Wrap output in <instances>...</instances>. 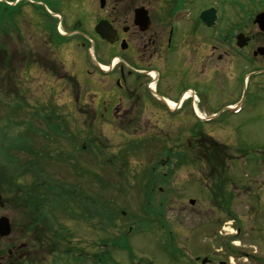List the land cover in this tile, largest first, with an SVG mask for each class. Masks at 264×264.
Here are the masks:
<instances>
[{
    "label": "rangeland",
    "instance_id": "rangeland-1",
    "mask_svg": "<svg viewBox=\"0 0 264 264\" xmlns=\"http://www.w3.org/2000/svg\"><path fill=\"white\" fill-rule=\"evenodd\" d=\"M217 1L221 21L226 22L238 21L244 8H264V0ZM1 23L10 29L14 14H5ZM100 45L85 19L83 32L58 50L60 56L55 54L54 73L33 70L21 79L10 72V86L24 85L23 109L11 108L17 101L9 92L13 89L0 78V181L1 173L9 178L22 172L15 181L25 190L36 181L50 182L54 195L43 200L46 206L36 214L72 231L91 264H200L205 257L206 264H258L254 253L264 252L255 238L256 231L264 230V75L240 82L235 94L226 95L224 107L206 109L219 119L172 127L181 137H145L140 135L156 133L158 126L154 131L141 125L121 128L96 114L102 98L97 84L91 86L88 70H94L95 80L104 81L93 62L108 63L95 53ZM240 102L242 110L232 112L228 104ZM46 115L54 120L46 121ZM142 116L146 118V112ZM197 128V137H187ZM25 165L27 172L22 170ZM214 166L220 170L212 172ZM215 190H220L217 198ZM67 191L73 199L74 191L85 200L90 215L83 222L66 225L75 207L63 196ZM7 197L11 195L6 191L4 200ZM6 206L0 213L11 218L14 237L26 220L18 209ZM28 219L30 223V213ZM121 233L130 234L128 253L110 244ZM45 250L38 264L60 260L50 248ZM95 252L103 253L99 261Z\"/></svg>",
    "mask_w": 264,
    "mask_h": 264
},
{
    "label": "flooded vegetation",
    "instance_id": "flooded-vegetation-1",
    "mask_svg": "<svg viewBox=\"0 0 264 264\" xmlns=\"http://www.w3.org/2000/svg\"><path fill=\"white\" fill-rule=\"evenodd\" d=\"M220 6L217 0L209 3L205 0H0V21L7 13L10 17L14 14L15 19L10 29L0 22V78L6 88L13 89L9 92L17 100L10 106L23 109L26 105L24 85L16 82L10 86L11 81L7 80L10 72L18 73L21 79L23 73L33 70L54 73L55 54L60 56L65 43L83 32L87 19L101 44L95 53L112 65L109 71H103L100 62L92 59L103 74V82L94 79V70H88L89 79L94 82L91 86L97 84L100 90L97 94L102 98L96 114L107 123L122 125L121 128L141 125L154 131L158 126L156 133L140 135L145 137H181L173 133L172 127L211 123L219 118L206 109L224 107L226 95L231 91L235 94L240 82L264 75V31L254 23L256 14L264 8L256 12L244 8L238 12V21L226 22L221 21ZM210 9H216L217 18L208 22L202 14L208 19L206 12ZM103 20L112 28L114 42L96 31ZM88 48L93 49L90 45ZM77 63L80 64L79 59ZM36 79L31 82L32 89ZM144 112L146 118L142 116ZM43 118L54 120L51 115ZM187 137H197V133L191 132ZM25 167L23 172L28 170ZM211 170L220 168L214 166ZM21 173L9 178L1 173L0 209L5 210L10 204L26 221L13 237L11 218L0 213L11 225L10 234L0 236V264H38L36 260L46 248L60 257L52 264H91L84 258L85 251L78 246L72 231H65L64 225L56 221L46 223L36 214L41 202L38 195L52 189L51 183L36 181L25 190L21 182L15 181ZM6 191L11 195L8 200H4ZM73 194L74 199L69 191L64 194L75 206L67 214L70 219L66 225L71 221L83 222L89 216L81 214L85 204L82 195L79 197L74 191ZM27 212L31 214L30 223ZM263 232V229L256 231L255 238L264 247ZM110 242L116 250L128 253L125 244L130 243V234L121 233ZM243 254L249 260V254L244 250ZM94 255L97 259L102 257L99 252ZM254 255H258V264H264V252L256 251Z\"/></svg>",
    "mask_w": 264,
    "mask_h": 264
},
{
    "label": "water",
    "instance_id": "water-1",
    "mask_svg": "<svg viewBox=\"0 0 264 264\" xmlns=\"http://www.w3.org/2000/svg\"><path fill=\"white\" fill-rule=\"evenodd\" d=\"M213 10L207 11V16L208 19L204 18L205 13L202 14V18L208 22H211L213 20L216 19V15L214 14V12L212 13ZM255 23H257L259 25V27L261 28V30L264 31V11L259 13L256 18H255ZM108 22L103 20L101 21L97 26H96V31L104 38L107 39L110 42H114V35L112 33V28L107 26ZM109 25V24H108ZM112 30V31H111ZM241 37H244L243 35H241ZM191 204H194L195 201L191 200L190 201ZM11 232V225L9 222V219L5 216L0 217V236H7L9 235ZM205 262V261H204Z\"/></svg>",
    "mask_w": 264,
    "mask_h": 264
},
{
    "label": "trees",
    "instance_id": "trees-1",
    "mask_svg": "<svg viewBox=\"0 0 264 264\" xmlns=\"http://www.w3.org/2000/svg\"><path fill=\"white\" fill-rule=\"evenodd\" d=\"M211 141H213L214 143H213V145H214V147H217V148H219L220 146L218 145V141L216 140V139H212ZM214 147H212L210 150H211V152L213 153V152H217V151H215V149L216 148H214ZM228 147V146H227ZM219 151V154L221 155L222 153H220V152H222L221 151V149H219L218 150ZM221 190V189H220ZM220 190L219 191H214V197L215 198H217L218 196H219V193H220ZM48 191V192H47ZM54 187L52 188V189H49V190H47V189H45V191H44V194H39L38 195V198H40L41 199V202H40V209H42L43 207H45L46 206V204H42V202H43V200L44 199H47V198H49V195H54ZM57 196L59 197L60 196V192L57 194ZM63 196H64V194H63ZM65 197V196H64ZM56 199V198H55ZM56 200H58V198L56 199ZM76 204V203H75ZM219 204V203H218ZM84 206H86L85 204H84ZM88 209V208H87ZM89 210V209H88ZM63 211V210H62ZM90 211V210H89ZM89 211H87V210H85L84 209V212L82 213V214H84L85 212H86V214L87 215H90L89 213ZM85 215V214H84Z\"/></svg>",
    "mask_w": 264,
    "mask_h": 264
},
{
    "label": "bare ground",
    "instance_id": "bare-ground-1",
    "mask_svg": "<svg viewBox=\"0 0 264 264\" xmlns=\"http://www.w3.org/2000/svg\"><path fill=\"white\" fill-rule=\"evenodd\" d=\"M104 69H106V68H104Z\"/></svg>",
    "mask_w": 264,
    "mask_h": 264
}]
</instances>
